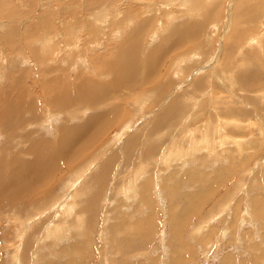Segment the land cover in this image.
<instances>
[{"label":"rangeland","instance_id":"rangeland-1","mask_svg":"<svg viewBox=\"0 0 264 264\" xmlns=\"http://www.w3.org/2000/svg\"><path fill=\"white\" fill-rule=\"evenodd\" d=\"M0 7V264H264V0Z\"/></svg>","mask_w":264,"mask_h":264},{"label":"bare ground","instance_id":"bare-ground-1","mask_svg":"<svg viewBox=\"0 0 264 264\" xmlns=\"http://www.w3.org/2000/svg\"><path fill=\"white\" fill-rule=\"evenodd\" d=\"M8 5V4H7ZM3 10L4 9H2V7H0V17H1V14L3 13ZM17 14V13H16ZM252 17V16H251ZM124 31V30H123ZM132 40V39H131ZM130 51H131V53H132V55H135V53H134V48H132L131 46H130ZM128 49V50H129ZM128 52V51H127ZM127 54V53H126ZM131 55V56H132ZM133 57V60H132V63L131 64H129V70H132V68L134 67V65L135 64H137L138 62H140V61H136L137 59H135L134 58V56H132ZM139 57V56H138ZM127 60H129V59H127ZM144 63V62H143ZM137 78V76H135V75H133L132 76V79L133 80H135L136 78ZM46 85H47V88L48 89H51L52 90V93L54 94V95H56L57 96V98L58 99H55L54 97L52 98V99H50L51 100V102L49 101V99H47V97H46V99H47V101H49L50 103H47L49 106L50 105H52L54 108H56V109H61V110H65V109H67V108H69V107H72V106H75V103H74V99L73 98H75L74 97V95H77V96H80L81 98L77 101V102H80V103H82L83 102V100L84 101H88L89 99H91V98H88V100H87V98L85 97V96H87L88 94H90L89 93V91L90 90H85L84 89V87H85V85H81L74 93H67L66 91V89H67V87L66 88H59L58 87V83H56V82H49V83H46ZM89 85H86V89H87V87H88ZM16 87V86H15ZM63 89H65L63 92L64 93H66L64 96H61V94L60 93H62L60 90H63ZM20 90H21V88H20ZM22 90L23 91H25L24 89H23V87H22ZM57 90V91H56ZM10 91V90H9ZM17 91V90H16ZM70 92H71V90H70ZM76 96V97H77ZM73 97V98H72ZM76 99V98H75ZM83 99V100H82ZM92 101V100H91ZM91 103V102H90ZM0 104H4L1 100H0ZM54 105H56V106H54ZM4 106H6L5 104H4ZM52 106H51V108H52ZM87 106V105H86ZM8 111H10V112H12L11 110H9L8 108H7V106L5 107V109H3V108H0V120H6V116H5V114H7V112ZM33 113H35V110L33 109V111H31V114H33ZM23 114V113H22ZM7 117H8V115H7ZM5 122V121H4ZM8 127V126H7ZM6 127V128H7ZM29 138V137H28ZM65 141H66V138L64 139ZM69 142L70 141H68L67 140V142H65L66 144H69ZM70 143H73V142H70ZM44 145L45 146H47V145H49V143H47V142H45L44 143ZM30 148H32L31 150H29V152H31V154L33 155V161H32V163H31V167H27L26 165H24V168H25V170H26V172H24L21 168H19L18 169V171H17V173L20 175V178L19 179H17V180H15V183H13V184H11V183H6V182H3L2 180H1V182H0V188L1 189H4V188H7V187H9V186H13V187H9V189H13L12 191L14 192L15 191V196H14V198H21L23 195H25L27 192H30L31 190H32V187L34 186V182H32V181H34V180H37V179H39L38 178V174L39 173H43L42 172V170L43 169H46V171H47V169H48V167H46V164H47V159L46 158H48L49 157V155L43 150V152H42V150H41V153H38V152H36L35 151V149L33 148V145H32V147H29V149ZM48 152V151H47ZM180 152V151H179ZM45 160H46V163H45ZM50 162H53V160L52 161H50ZM43 167V168H42ZM53 169V168H52ZM48 172V171H47ZM45 173V172H44ZM50 173V172H49ZM28 175L30 176V177H28ZM12 182H13V180H11ZM21 182V183H20ZM19 185L21 186L22 185V187H19ZM28 185H29V190H26L25 188L26 187H28ZM19 187V188H18ZM28 194V193H27ZM29 195V194H28Z\"/></svg>","mask_w":264,"mask_h":264}]
</instances>
